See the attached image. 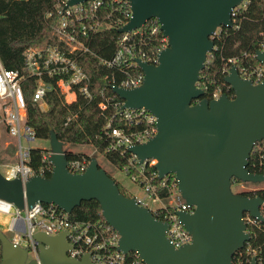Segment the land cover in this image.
Listing matches in <instances>:
<instances>
[{
  "label": "water",
  "instance_id": "water-1",
  "mask_svg": "<svg viewBox=\"0 0 264 264\" xmlns=\"http://www.w3.org/2000/svg\"><path fill=\"white\" fill-rule=\"evenodd\" d=\"M87 0H69L74 5ZM243 0H129L132 17L120 28L131 32L157 18L168 45L158 64L137 57L143 83L134 88L113 87L123 108H146L157 116L158 131L148 141L128 147L140 163L157 160L160 177L175 174L178 188L194 212L179 211L192 241L176 247L168 238L169 224L157 218L134 196L125 195L117 181L92 157L80 173L68 169L69 160L51 128L52 174L7 178L0 171V198L20 210L38 202L55 204L71 214L84 200L99 201L105 220L121 235L119 249L137 252L146 264H234V255L251 239L245 215L264 221V199L233 191V180L262 182L264 174L248 168L252 151L264 143V79L253 83L231 66L225 81L233 98L204 97L198 85L213 35L232 26V11ZM264 65V50L256 52ZM45 109V107H43ZM24 230V228L22 229ZM39 259H29V248L14 243L0 228V264H104L71 257L67 231L37 232ZM250 264H258L253 256Z\"/></svg>",
  "mask_w": 264,
  "mask_h": 264
},
{
  "label": "built area",
  "instance_id": "built-area-1",
  "mask_svg": "<svg viewBox=\"0 0 264 264\" xmlns=\"http://www.w3.org/2000/svg\"><path fill=\"white\" fill-rule=\"evenodd\" d=\"M68 1L56 2V9L61 13L60 19L53 25V34L57 41L28 48L25 52V66L22 72L6 69L0 60V106L3 110V121L9 134L16 137L19 143V160L4 174L9 179L19 177L25 182L35 174L28 163L32 147L24 145L22 140L30 142L36 137L35 130L27 124V100L22 85L25 75L36 77L33 100L42 107H45L46 93L53 88L64 95L67 103L77 101L79 94L92 98L91 78L80 62V57L91 50L84 37L115 23L121 28L132 17L129 0H87L74 5H68ZM248 2L249 0H243L233 9L232 27L241 26L239 14L247 7ZM114 11L119 15L115 21L112 18ZM103 15L105 18L102 17ZM148 24L151 33L161 30V24L155 17L149 19L145 25ZM145 25L131 32H122L116 54L111 59L101 60L107 67L117 69L124 74L119 83L111 85L112 90L115 86L124 88L140 86L144 81V72L135 59L140 57L149 63L158 64L160 51L168 45V38L165 36L163 45L155 53L147 52L142 46L147 35V31L142 29ZM222 28H219L213 37ZM259 50H264V40L260 42ZM249 56V53L244 52L242 57L229 58L223 72L227 75L231 66L235 65L241 77L251 79L255 84L262 82L264 65L257 59L256 52L253 56L258 63H245L244 58ZM136 67L140 68L141 72L133 71ZM47 78L50 81H47ZM228 85L231 87L230 84ZM114 94V97L118 96L115 92ZM221 94H223L221 90L215 91L213 99H217ZM234 95L233 90L231 98ZM123 104V99L112 102L115 112L106 124L107 135L112 139L108 149L120 150L122 153L129 152L128 147L132 145L148 141L158 131L157 116L154 113L143 107L123 108ZM101 107L106 108L107 103H101ZM74 117H68L66 123ZM131 155L130 165L135 167L137 172L130 176L145 189L150 201L134 197L139 204L148 207L157 218L169 224L167 236L176 247L191 242L192 235L180 221L178 212L183 210L193 213L194 207L182 197L176 176L171 177L172 173H170L160 177L156 168V159L149 158L140 163L135 154L131 153ZM89 163L90 160L83 156L70 160L68 169L80 173L87 169ZM165 190L168 191V195L164 197L161 193ZM261 211L264 215V204ZM0 214L6 216V232L9 233V238L14 243L29 248V259H39L38 242L34 237L37 232L56 235L65 230L72 245L68 252L71 257L81 258L90 253L91 259L97 263L146 264L137 252L124 253L119 249L121 235L106 220H74L69 213L52 203L38 202L26 206L25 210H20L13 202L3 198H0ZM245 219L248 224L259 221L249 214L245 215Z\"/></svg>",
  "mask_w": 264,
  "mask_h": 264
},
{
  "label": "trees",
  "instance_id": "trees-1",
  "mask_svg": "<svg viewBox=\"0 0 264 264\" xmlns=\"http://www.w3.org/2000/svg\"><path fill=\"white\" fill-rule=\"evenodd\" d=\"M56 2L57 0H0V60L6 69L22 72L28 48L57 41L53 34V25L60 19L61 13L56 9ZM102 17L105 18V15ZM118 17V13L114 11L113 21ZM239 17V28L223 27L213 37L215 48L208 54L206 66L199 79V85L205 91L204 97L209 100L213 99L215 91L221 90L229 97L233 94V89L226 83V74L223 72L229 58L242 57V54L247 52L250 56L243 61L258 63L253 54L260 49V42L264 40V0H249ZM142 29L147 31L146 39L142 43L143 48L149 53H155L163 45V31L159 29L151 33L149 24ZM121 36L120 25L115 23L84 37L91 50L80 57V62L91 78L92 98L79 94L77 101L67 103L64 95L53 88L44 97L43 109L33 100L36 77L25 75L22 85L27 100V124L35 130L36 137L50 139L53 128L61 141L69 144H92L115 166L131 175L137 172L136 168L130 165L131 153L108 149L112 139L107 135L106 128L109 118L115 112L112 102L122 100L118 96L114 97L111 85L119 83L124 74L101 62L102 59H111L116 54ZM133 71L141 72V69L136 67ZM46 80L50 81L48 78ZM101 103H107V107L102 108ZM70 116L75 117L66 123ZM49 155L47 148H31L28 163L35 173L51 176L53 165L49 161ZM66 156L69 161L83 156L91 160L90 156L71 150L66 151ZM248 168L254 173L264 174L263 142L255 145ZM239 182L242 181L233 180V184ZM118 184L125 195L131 196L124 191L120 183ZM242 194L251 197L259 195L264 199V188L245 191ZM161 195L167 196L168 191H163ZM70 217L78 221L105 220L101 205L96 199L82 201L74 208ZM248 230L251 239L236 252L234 264H250L253 256L257 257L258 264H264V221L249 223Z\"/></svg>",
  "mask_w": 264,
  "mask_h": 264
},
{
  "label": "rangeland",
  "instance_id": "rangeland-1",
  "mask_svg": "<svg viewBox=\"0 0 264 264\" xmlns=\"http://www.w3.org/2000/svg\"><path fill=\"white\" fill-rule=\"evenodd\" d=\"M3 110L0 106V129L2 130L0 134V171L6 174L9 167L16 161L19 160L18 149L19 143L16 137H13L7 132L6 124L3 121ZM23 144L33 147V148H47L50 151L51 143L49 138H39L35 137L30 142L25 139ZM64 149L66 151H73L75 153H82L86 156L96 157L99 161L100 166L105 169L124 189V191L131 195L137 196L138 198H145L150 201L147 192L138 183L132 180L131 176L124 169L115 166L92 144H69L65 143ZM4 163H8L5 165ZM259 188H264V181L262 182H239L233 185V191L237 193H242L245 191L256 190ZM7 219L5 215L0 214V228L6 232ZM11 235V233H10ZM0 260H1V244H0Z\"/></svg>",
  "mask_w": 264,
  "mask_h": 264
},
{
  "label": "crops",
  "instance_id": "crops-1",
  "mask_svg": "<svg viewBox=\"0 0 264 264\" xmlns=\"http://www.w3.org/2000/svg\"><path fill=\"white\" fill-rule=\"evenodd\" d=\"M6 130H7V128H6ZM1 132H2V130L0 129V134H1ZM8 132V131H7ZM17 156H18V154H17ZM17 162V161H16ZM15 163V162H14ZM5 165H8V163H4Z\"/></svg>",
  "mask_w": 264,
  "mask_h": 264
}]
</instances>
